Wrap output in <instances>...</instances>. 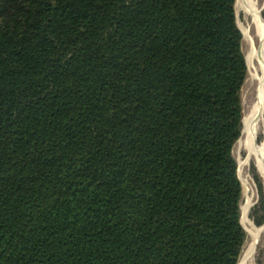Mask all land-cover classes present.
I'll list each match as a JSON object with an SVG mask.
<instances>
[{"label":"trees","instance_id":"obj_1","mask_svg":"<svg viewBox=\"0 0 264 264\" xmlns=\"http://www.w3.org/2000/svg\"><path fill=\"white\" fill-rule=\"evenodd\" d=\"M235 6L0 0V264H240Z\"/></svg>","mask_w":264,"mask_h":264},{"label":"rangeland","instance_id":"obj_2","mask_svg":"<svg viewBox=\"0 0 264 264\" xmlns=\"http://www.w3.org/2000/svg\"><path fill=\"white\" fill-rule=\"evenodd\" d=\"M236 13L238 26L243 34V47L246 61L248 63V78L242 91L244 106V119H251L254 116L260 98L261 88L264 79V46L258 35L257 24L254 21L255 14L259 15L262 32L264 24V0H247L246 5ZM263 22V23H262ZM248 31L250 39H246L245 32ZM252 43L256 48L257 59H250ZM251 61V63H250ZM244 125V124H243ZM244 130V129H243ZM260 135L263 139L260 140ZM235 156L238 162V175L243 186V205L241 223L247 233V242L244 248L241 262L245 264H257V257L260 246L264 239V225L258 226L254 220L255 205L259 199L258 187L254 178V170L261 175L264 183V174L260 165L264 166V119L259 121L254 129V145L252 146L246 137H241L235 147ZM260 232L256 248L253 253L246 257L249 246Z\"/></svg>","mask_w":264,"mask_h":264},{"label":"bare ground","instance_id":"obj_3","mask_svg":"<svg viewBox=\"0 0 264 264\" xmlns=\"http://www.w3.org/2000/svg\"><path fill=\"white\" fill-rule=\"evenodd\" d=\"M246 2H247V0H238V2H237L238 9L244 7L246 5ZM254 21L257 24L258 35H259V37L263 43V46H264V24H263V32H262L261 22L259 19V15L257 13L255 14ZM245 37H246V39L247 38L250 39V35H249L248 31L245 32ZM252 58H254V59L259 58L257 51H256V48L254 47L253 43H252L251 54H250V59H252ZM250 63H251V61H250ZM263 119H264V79H263V87L261 88V94H260V98H259V101H258V104L256 107V111L254 113V116L251 119H245L244 123H243L244 124L243 137H246L252 146L254 145V129H255V126L257 125V123L259 121H261ZM260 167H261V171L264 174V166L260 165ZM259 235H260V232H258L257 237L252 242V244L249 246V249L246 253V257L254 252L256 245H257V242H258ZM242 264H245V260L242 262Z\"/></svg>","mask_w":264,"mask_h":264},{"label":"water","instance_id":"obj_4","mask_svg":"<svg viewBox=\"0 0 264 264\" xmlns=\"http://www.w3.org/2000/svg\"><path fill=\"white\" fill-rule=\"evenodd\" d=\"M264 22V21H263Z\"/></svg>","mask_w":264,"mask_h":264}]
</instances>
